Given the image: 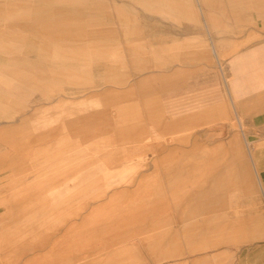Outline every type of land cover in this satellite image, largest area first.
<instances>
[{"label":"rangeland","instance_id":"obj_1","mask_svg":"<svg viewBox=\"0 0 264 264\" xmlns=\"http://www.w3.org/2000/svg\"><path fill=\"white\" fill-rule=\"evenodd\" d=\"M87 1L88 8L73 9L72 16L103 32L91 38L79 31L47 32L45 43L54 47L51 40L57 38L54 45L80 46L81 51L92 46L91 57L64 60L70 61V72L50 73L41 89L17 86L13 93L3 88L5 96L25 104L41 93L49 99L28 114V125L0 126V202L32 201L44 196L43 190L61 198L74 194L80 211L95 200V227L35 226L29 234L26 227L8 232L11 227L0 226V264L83 263L114 249L122 254L114 264H234L242 251L264 240V193L246 146L248 135L254 153L252 114L232 110L188 119L170 113L162 95L177 81L200 78L203 66L225 70L234 50L218 49V59L210 42L217 47L219 42L239 41L244 47L263 42L264 12L254 10L250 22L257 24H247L245 11L236 21V0H220L208 19L209 33L204 20L166 10L161 2ZM27 4L43 7L49 20L58 19L51 15L60 8L54 0L0 2L18 20L37 14L22 12ZM117 5L125 9H114ZM37 22L27 19L13 27L4 42L24 50L34 40ZM224 76L229 81L226 72ZM8 108L0 115H17L18 107ZM87 113L93 114L94 125L65 123ZM16 142L20 144L12 146ZM32 162L34 169L21 171ZM165 167H172L167 174L172 184L165 183ZM26 181L34 193L26 194L25 188L17 194ZM160 190L166 191L162 197L168 204L193 202L197 209H180L179 216L198 219L178 221L175 210L162 217ZM219 201L225 203L222 210L215 209ZM74 212L62 209L55 216L68 222ZM202 217H221L222 224L201 226ZM92 230L94 236L84 235Z\"/></svg>","mask_w":264,"mask_h":264},{"label":"crops","instance_id":"obj_2","mask_svg":"<svg viewBox=\"0 0 264 264\" xmlns=\"http://www.w3.org/2000/svg\"><path fill=\"white\" fill-rule=\"evenodd\" d=\"M2 0H0L1 2ZM9 1V0H5ZM18 1V0H15ZM27 1V0H25ZM34 2L35 0H31ZM37 1V0H36ZM44 0H40L42 2ZM139 2H161L164 3V8L170 11H176L182 16L204 20L207 31L210 33V17L215 8L218 7L220 0H138ZM233 1V0H232ZM56 4L60 6L57 12L51 14L58 19H51L48 11L43 7H34V4H27L23 7V11L36 12L33 17L24 16L25 20L16 19L14 13L8 12L6 9H2L0 5V110L9 109L8 107L18 109L17 115L15 114H2L0 115V126L10 124H23L28 125L31 120V116L28 115L32 111H37L43 107L45 100L49 99L43 93L38 98L30 99L31 103L26 104L21 100H14L8 96H5L3 88L9 89L10 92H15L17 86L27 87L30 89H41L43 82L46 81V77L50 73L60 74L61 72H70L67 61L69 59H87L91 57L92 51L89 47V51H81L80 46H63L54 45L59 42L60 39L53 38L51 40L54 43L47 47L45 41H48L47 32L76 34L78 31L82 34L85 33L90 38L94 32H103V30L95 31L94 27L86 26L83 20H79L78 17L72 16L73 9L84 11L88 8L87 0H54ZM236 13H238V20L243 16V11L246 12L247 24L250 22L252 12L259 10L264 12V0H236ZM220 5V4H219ZM64 6V7H63ZM25 8L27 10H25ZM114 9H125L124 5L114 6ZM85 15V14H84ZM240 15V16H239ZM242 15V16H241ZM27 19H31L33 22L38 21L39 28L33 33L32 40L25 46L24 50H20V47H14L4 42L8 38L10 29L17 25H24L27 23ZM49 21V22H48ZM126 24L130 25L129 22ZM257 24V22H254ZM261 26L264 28V17L261 21ZM47 30V31H46ZM110 32L108 30H104ZM242 32V29H241ZM264 33V29L261 30ZM48 38V39H47ZM91 42V39L90 41ZM212 43V44H211ZM12 46V47H11ZM30 47V48H29ZM215 42H210V49L215 53L216 58L219 59V50H234L231 55L229 63L226 62L225 70L223 71L221 65L217 69L215 66H203L198 72L202 76L200 78L187 79L185 82H179L172 86L169 91L163 92L162 99L166 106L170 109L172 114H186L188 119L191 115L196 113L202 114H231L232 110L235 113H250L251 116V129L252 132L257 134V143L252 150L250 136L247 137L249 145V161L252 162L257 181L261 191L264 193V41L250 43L247 46H243L242 42H219L218 47ZM87 48V47H86ZM79 49V50H78ZM142 57V56H140ZM63 59V60H62ZM220 61V60H218ZM225 72L229 77V81L226 79ZM9 75V77H5ZM7 93V92H6ZM14 101V102H13ZM18 107H16V106ZM21 107V108H20ZM22 112V113H21ZM239 116V115H238ZM68 125L78 126L79 123L90 126L94 125L95 118L92 113L84 114L75 118H68L65 120ZM246 141V143H247ZM20 143H13L12 146H18ZM28 148H31L30 143L25 144ZM31 153V152H29ZM30 156V155H29ZM234 160H237L235 155ZM34 162V161H33ZM26 165V169H21L22 172L29 173L30 169H34V163ZM19 168V165L17 166ZM236 170V169H235ZM237 171V170H236ZM163 176L166 177L165 183L172 184L173 180L168 181L167 174H171L172 167L163 168ZM241 174V173H240ZM170 177V176H169ZM236 179L238 178L235 175ZM243 179V174L240 175ZM239 177V178H240ZM26 179V178H25ZM261 179V180H260ZM260 180V181H259ZM24 182V179L22 178ZM261 183V184H260ZM243 186V185H241ZM26 188V194H33L34 189L30 188V183L26 181V185L17 191V194L22 193V190ZM178 188V187H177ZM249 186H244V189L248 191ZM78 192V191H76ZM121 192V191H120ZM165 190H160L159 195L165 196ZM106 193V192H104ZM44 196L38 199H29L26 202H16L10 204L8 202H0V226H9L8 232L17 229L16 227H26L29 234H34L35 226L45 225H75V226H93L97 217H95V208L93 201H87L83 204L84 211L78 209L76 204V196L73 194L68 197H57V194L53 191L43 190ZM56 194V195H55ZM52 195V196H51ZM178 199L177 197H175ZM211 202V201H209ZM173 204H168V201L164 197L158 200L157 209L161 213L162 217H167L168 211L175 210V216L177 220L183 219H198L194 216L180 217L179 210H191L197 209L193 202L187 201L180 202L174 201ZM223 205L221 201L218 202V206L215 209L222 210ZM212 207V208H211ZM208 209H214L211 206ZM62 209L74 210L73 217L70 221L63 222L61 218L55 216L58 215L57 211ZM4 211H6L4 214ZM189 214V213H188ZM71 215V216H72ZM190 215V214H189ZM193 215V214H192ZM221 217H202L201 226H208V223H216L217 226H221ZM252 222V220H251ZM253 224V223H251ZM4 229V228H3ZM221 228L217 231L220 234ZM22 231V230H21ZM209 231V230H208ZM96 233V230H92L91 233L84 234L85 236L92 237ZM10 234V233H8ZM77 235V234H76ZM83 234H79L81 238ZM80 238H76L79 241ZM257 247L248 248V250L242 251L234 264H264V240ZM77 245H75L76 247ZM61 253V252H60ZM122 254H119L118 250H108L105 254L94 259V257L87 259L85 262L80 263L74 261L72 264H114L119 262Z\"/></svg>","mask_w":264,"mask_h":264},{"label":"bare ground","instance_id":"obj_3","mask_svg":"<svg viewBox=\"0 0 264 264\" xmlns=\"http://www.w3.org/2000/svg\"><path fill=\"white\" fill-rule=\"evenodd\" d=\"M29 48H30V47H29ZM246 141H247V140H246ZM246 146L249 148L248 141H247V143H246ZM249 149H250V148H249ZM260 180H261V179H260ZM260 180H259V181H260ZM260 184H261V183H260Z\"/></svg>","mask_w":264,"mask_h":264}]
</instances>
